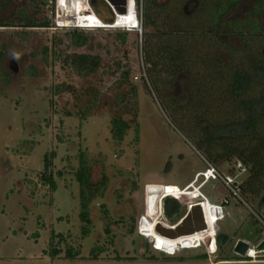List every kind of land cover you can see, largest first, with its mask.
Here are the masks:
<instances>
[{
	"label": "rangeland",
	"instance_id": "rangeland-1",
	"mask_svg": "<svg viewBox=\"0 0 264 264\" xmlns=\"http://www.w3.org/2000/svg\"><path fill=\"white\" fill-rule=\"evenodd\" d=\"M83 2L86 0H61L60 15L75 17L86 26L101 25V16L109 17L111 11L103 10L98 0H91V13H84ZM199 3L136 0L135 5L128 0L127 11L117 14L115 20L119 28L77 29L89 37L83 47L72 44L75 29L56 26L57 0L5 3L0 18L16 26L0 27V264H215L226 259L250 264L251 258L236 254L234 246L240 239L256 245L258 234L264 236V189L257 196L243 191L249 167L236 157L215 164L224 177L233 178L232 189L223 181L210 180L201 190L211 202L222 204L224 218L218 223L216 236L226 234L234 245L228 243L223 249L218 246L216 254L200 260L194 257L207 254L204 246L180 249L171 256L156 250L140 234V220L147 211L148 184L154 183L149 187L154 190L149 195H153L147 198V202L151 199V215L155 199L164 200L169 195L187 213L185 203L194 197L187 185L205 170L206 162L212 163L196 147L203 134L196 129L191 106L174 105L172 116L184 129L180 131L151 88L148 68L153 69L152 78L164 85L161 96L170 104L175 93L188 92L192 85L183 73L176 74L174 81L170 75L172 80L167 82L166 73L160 71L164 64L156 43L166 41L171 28L180 27L194 33L182 34L184 39L197 40L211 57L216 53L223 61L250 60L247 44L250 55L264 49L263 37L247 39L227 27L216 35L203 36L202 29L209 23L201 13L193 17ZM136 6L141 20L150 6L151 23L141 26V31L126 29L137 24ZM25 16L48 18L52 27H24ZM226 16L243 21L251 17L264 23V0H240ZM145 32L151 36L149 46ZM147 50L156 68L145 63ZM73 54L99 56L101 64L95 73L79 75L69 65L68 56ZM212 110L203 115V120L215 122L231 117L230 108L229 114H219L216 107ZM116 117L130 123L122 140L115 139L112 132ZM51 152L56 154L50 167L55 190L41 177L44 157ZM82 155L91 175L85 192V197L91 199L90 223L80 216L77 171ZM202 181L200 177L195 187ZM224 200L230 203L224 204ZM202 205L209 226V208ZM84 230H89L86 235ZM53 234L63 237L54 241V246L58 244L62 249L56 257L50 255ZM69 247L80 252L75 259L65 257ZM257 256V260L264 261V253L258 252Z\"/></svg>",
	"mask_w": 264,
	"mask_h": 264
},
{
	"label": "trees",
	"instance_id": "trees-1",
	"mask_svg": "<svg viewBox=\"0 0 264 264\" xmlns=\"http://www.w3.org/2000/svg\"><path fill=\"white\" fill-rule=\"evenodd\" d=\"M10 0H0V12L5 6V3ZM53 3L56 0H51ZM151 1V0H148ZM240 0H200L196 14L201 13L202 19L205 17V22L209 24L204 25L202 29L205 35H216L224 27L230 28L238 32L240 37L253 39L258 37L264 38V23L262 20L252 21L239 20L236 18L228 19L226 14L229 10H234ZM147 2V0H146ZM140 4V2H138ZM140 12L142 11L139 6ZM261 9V5H259ZM150 6L146 8L144 19L142 18V28L149 26ZM204 13V14H203ZM256 14H260L259 12ZM249 21V22H248ZM202 24V23H201ZM201 24L198 26L200 27ZM15 23H7L5 19L0 18V27H13ZM22 26L27 28H50L52 23L48 18L43 20H36L29 16L23 18ZM170 36L167 40L163 39L156 43L157 54L160 55V60L163 61L161 72L164 73L171 82L170 75L175 80V75L183 73L188 82L192 84L188 86V92H177L171 99L173 104L168 103V98L161 96L164 89L162 83L152 78L153 69L148 68L150 85L154 93L160 97V102L166 112L170 113V117L174 124H178L180 131L181 124L176 120L172 113L176 107L186 108L190 107L196 115L195 126L201 131L202 138L197 140L196 147L207 155L211 164L215 165L218 160H228L236 157L242 162L244 166L249 167V178L243 184V191L252 195H259L260 191L264 189V49L257 50L253 55H250V60H226L219 59L217 54L204 51L202 45L197 40H190L182 34H190L192 30H183L180 27L171 28ZM199 30V29H198ZM201 30V29H200ZM232 31V32H233ZM201 32V31H200ZM198 31V33H200ZM145 43L151 41V36L145 32ZM161 36L165 33H160ZM162 38V37H161ZM89 37L77 29L73 31L71 41L76 47H83L87 45ZM125 38H123V41ZM264 44V39L261 41ZM232 48L230 47L229 50ZM245 51V50H244ZM146 64H153L156 68L157 63L151 61V51L146 52ZM70 59L69 65L79 75H88L95 73L100 64L99 56L91 54H73L68 56ZM167 73H169L167 75ZM161 75V74H159ZM126 76H129V71H126ZM201 79V80H200ZM162 89V90H161ZM176 107H175V106ZM216 107L217 112L229 114V118L224 121L209 122L203 120V115L206 116L210 111ZM207 113V114H206ZM214 113V112H212ZM199 114V115H197ZM130 128V123L120 117L112 120V132L114 138L122 140L126 131ZM55 152L47 153L44 157V171L41 174L43 183L49 185L53 190L56 189V183L51 171L52 159L55 158ZM83 155L81 156L80 168L77 171V179L81 186V219L90 223L88 218V204L91 199L86 198L85 192L87 186L90 185V169L85 163ZM170 164L168 165L169 168ZM165 217L171 224L178 223L184 216L183 207L180 202L174 197L167 196L163 202ZM89 230H84L86 235ZM57 237L63 240L61 234H53L50 242V255L56 257L62 253V249L57 245L54 246V241ZM263 233L258 234L257 243L262 240ZM249 242V241H248ZM59 243V242H58ZM217 243L219 248L223 249L228 243H233L232 238L226 234H217ZM79 251L69 247L65 251V257L75 259L79 255ZM97 257V256H96ZM155 259V256L151 257ZM176 258V257H174ZM172 258V259H174ZM195 259H207V254H199ZM170 260V257L167 258ZM183 262L184 258H176ZM229 261V259H226ZM243 260V259H241Z\"/></svg>",
	"mask_w": 264,
	"mask_h": 264
},
{
	"label": "built area",
	"instance_id": "built-area-1",
	"mask_svg": "<svg viewBox=\"0 0 264 264\" xmlns=\"http://www.w3.org/2000/svg\"><path fill=\"white\" fill-rule=\"evenodd\" d=\"M86 3L90 9V12H93V7H92V3H91V0H86ZM134 3L136 5V0H134ZM109 10L113 12V7L112 6H109ZM136 13H137V6H136ZM101 15V14H99ZM137 20H138V23L136 24V26H130V27H127L128 29L130 30H134V29H139L140 31L142 30L141 29V21L137 15ZM105 22H108L110 23L107 19H104ZM107 25V26H106ZM106 25H93V26H86V25H82L79 20L75 17H71V16H63V15H60V14H57L56 16V26L59 27V28H73V29H99V28H116V27H111V24H106ZM207 163V167L205 168V170L203 171H199L197 174H196V180L194 179L193 181V189H201L202 186L206 185L210 180H214V181H223L229 188L232 189V183L233 182V178L231 176H223L217 169H216V166L209 163V162H206ZM200 177H203V181L200 183V185H198V187H195V183L199 180ZM170 196V195H169ZM167 197V196H166ZM166 197H164L163 199H165ZM173 197V196H171ZM200 200H198L197 202L201 201L202 199H206V197H204V195H202L201 198H199ZM163 202L164 200H161L160 204H159V214L157 215V218L156 220H161V222H163L164 224H167L168 226H173L175 227V224H171L170 222L167 221L166 217H165V214H164V208H163ZM203 203V202H202ZM224 204H229L230 202L228 200H224L223 202ZM188 205V210L191 206V203L190 204H187ZM219 205V204H217ZM221 210V213H222V217L224 216V213H223V206L222 204L218 206ZM146 208H147V196H146ZM147 211L145 213L144 216H142L141 220H140V227L141 228V222L142 220L145 218V217H148L147 215ZM149 220H151L149 217H148ZM221 221V220H220ZM155 222V220L153 221V223ZM140 234L142 236H144L141 231H140ZM147 237V236H145ZM216 234L214 235V238H213V242L209 245V244H199L197 245L196 247H194L195 249L196 248H200V247H205L206 248V253L209 257H211V255H214L217 253L218 251V243H217V238H216ZM150 242L152 243V245L154 246V248L156 250H158L156 248V243L154 242V239L151 238V237H147ZM264 240V237L262 238L261 241H259L256 245H251L250 242V247L246 253V258H251L250 260V264H264V261L262 260H257L258 256H257V253L260 252V253H264L263 251H258L256 249V247L258 246V244L260 242H262ZM248 242V241H247ZM193 248V249H194ZM183 249H189V248H182ZM158 251H161L167 255H171V256H174L178 251H180L179 249L176 251H173V252H169V251H164V250H158ZM235 261H225V262H222V263H215V264H235L234 263ZM214 264V263H213Z\"/></svg>",
	"mask_w": 264,
	"mask_h": 264
},
{
	"label": "bare ground",
	"instance_id": "bare-ground-1",
	"mask_svg": "<svg viewBox=\"0 0 264 264\" xmlns=\"http://www.w3.org/2000/svg\"><path fill=\"white\" fill-rule=\"evenodd\" d=\"M129 1L134 2V0H129ZM105 17H107V16H101V18H100L104 22L102 24L103 25L111 24V27L112 26L115 27V20L117 19V15L115 17V20L112 23L105 22L104 21ZM136 17H137V13H136ZM129 18H132V17H129ZM137 23H138V20H137ZM102 24H101V26H102ZM117 28H119V27H117ZM204 186H202L201 189H198V188L193 189V182L191 181L187 185V188L191 190L194 197L190 198L185 203V204H190V203L194 204L198 200H200L199 198H201L202 195H204V197H206V199H202L201 201H199V202H203L202 204H206V206L209 208V212H210V213H208L209 214V216H208L209 228H208V230H206L205 232H202V233H196V234L185 236V237H182L179 239H171L168 237H164L160 234H157L155 232L154 228H155L156 224L161 221V220H156V218H157V215L159 214V204H160L162 199L161 198L155 199L156 203H155V208L152 209V213H153L152 215L150 213L151 212L150 208H152V207H150L151 199L147 202V214L146 215L151 220H149L148 217H146L145 220L141 222L140 231L144 236L151 237L154 239V242L156 243V248L158 250H164V251L166 250L169 252H173L175 250L177 251L178 249L180 250L182 248L193 249L194 247H196L199 244H209L210 245L209 241H210L211 237H213L216 234L218 223L220 220H222L224 218V216L222 217L221 210L218 207L219 205L211 202L209 196L201 191ZM149 193H151V190ZM149 193H148V197L153 195V194L149 195ZM164 194H166V193H164ZM211 211H212V213H211ZM154 220H155V222L153 223ZM149 227H150V229L148 231ZM158 244L162 247H160Z\"/></svg>",
	"mask_w": 264,
	"mask_h": 264
},
{
	"label": "water",
	"instance_id": "water-1",
	"mask_svg": "<svg viewBox=\"0 0 264 264\" xmlns=\"http://www.w3.org/2000/svg\"><path fill=\"white\" fill-rule=\"evenodd\" d=\"M60 1L61 0H57L58 14L61 13V8L59 7ZM98 2L101 5V8L103 7L102 8L103 10L110 9L109 6L113 7V12L109 11L110 15L107 18V20L110 23H112L115 20L117 14L125 13L127 11L128 0H98ZM82 4L83 6H85L84 13H89L90 9L87 3L83 2ZM150 185H154V183L148 184L147 186V198H148V193L150 192L149 190ZM151 192H154V190H151ZM208 228L209 226L204 214V208L202 202H196L194 204H191L188 212L178 223L175 224V227L168 226L160 221L159 223L156 224L154 230L157 234H160L164 237H168L171 239H179L196 233H202L208 230ZM249 247H250L249 242L240 239L237 241V243L234 246V252L242 257H245ZM256 249L258 251L264 252V240L258 244Z\"/></svg>",
	"mask_w": 264,
	"mask_h": 264
},
{
	"label": "clouds",
	"instance_id": "clouds-1",
	"mask_svg": "<svg viewBox=\"0 0 264 264\" xmlns=\"http://www.w3.org/2000/svg\"><path fill=\"white\" fill-rule=\"evenodd\" d=\"M117 28V27H116ZM126 29H128V28H126ZM130 30V29H129Z\"/></svg>",
	"mask_w": 264,
	"mask_h": 264
},
{
	"label": "flooded vegetation",
	"instance_id": "flooded-vegetation-1",
	"mask_svg": "<svg viewBox=\"0 0 264 264\" xmlns=\"http://www.w3.org/2000/svg\"><path fill=\"white\" fill-rule=\"evenodd\" d=\"M259 1V0H258Z\"/></svg>",
	"mask_w": 264,
	"mask_h": 264
}]
</instances>
